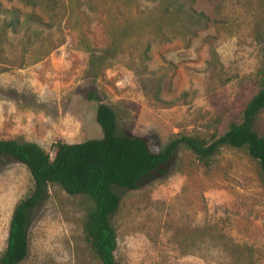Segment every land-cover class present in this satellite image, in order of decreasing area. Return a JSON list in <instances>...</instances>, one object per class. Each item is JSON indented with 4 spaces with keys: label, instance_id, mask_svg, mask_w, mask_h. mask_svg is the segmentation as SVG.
I'll use <instances>...</instances> for the list:
<instances>
[{
    "label": "rangeland",
    "instance_id": "1",
    "mask_svg": "<svg viewBox=\"0 0 264 264\" xmlns=\"http://www.w3.org/2000/svg\"><path fill=\"white\" fill-rule=\"evenodd\" d=\"M263 58L264 0H0V138L49 155L54 141L98 138L100 101L118 133L209 140L239 119ZM253 129L264 135V109ZM32 186L0 158V252ZM116 192L118 264H264V180L242 148L204 164L179 147L164 175ZM88 206L48 185L16 264H100L81 231Z\"/></svg>",
    "mask_w": 264,
    "mask_h": 264
},
{
    "label": "trees",
    "instance_id": "2",
    "mask_svg": "<svg viewBox=\"0 0 264 264\" xmlns=\"http://www.w3.org/2000/svg\"><path fill=\"white\" fill-rule=\"evenodd\" d=\"M202 16L197 14V19ZM257 88L240 110L237 121L209 140L179 134L159 145L149 135L118 133L114 111L98 102L94 118L101 136L80 142L54 141L49 155L33 141L0 138V158L11 157L28 170L33 186L19 199L11 212L0 264H16L27 252L26 228L29 210L45 195L48 185L64 192L80 194L89 202L81 221L83 239L100 264H118L114 258L115 229L111 218L116 213L120 195L116 189H134L142 178L164 175L179 147L188 149L206 164L221 146L242 148L257 162L264 180V135L254 129L258 113L264 109V58L255 74ZM90 99L98 100L94 93Z\"/></svg>",
    "mask_w": 264,
    "mask_h": 264
}]
</instances>
